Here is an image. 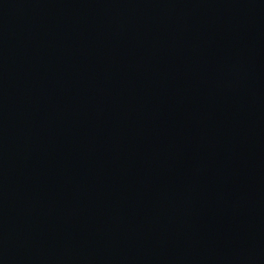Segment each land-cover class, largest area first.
Instances as JSON below:
<instances>
[{
  "label": "water",
  "instance_id": "water-1",
  "mask_svg": "<svg viewBox=\"0 0 264 264\" xmlns=\"http://www.w3.org/2000/svg\"><path fill=\"white\" fill-rule=\"evenodd\" d=\"M0 264H264V0H0Z\"/></svg>",
  "mask_w": 264,
  "mask_h": 264
}]
</instances>
